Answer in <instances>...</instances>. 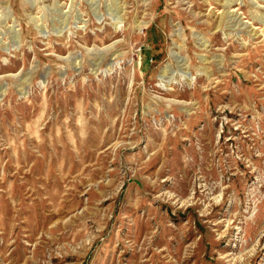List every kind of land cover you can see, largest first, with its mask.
Masks as SVG:
<instances>
[{
	"label": "rangeland",
	"instance_id": "obj_1",
	"mask_svg": "<svg viewBox=\"0 0 264 264\" xmlns=\"http://www.w3.org/2000/svg\"><path fill=\"white\" fill-rule=\"evenodd\" d=\"M0 264H264V0H0Z\"/></svg>",
	"mask_w": 264,
	"mask_h": 264
}]
</instances>
